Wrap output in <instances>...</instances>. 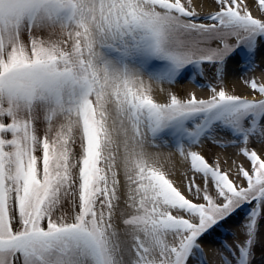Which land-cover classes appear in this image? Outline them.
<instances>
[{
  "label": "snow or ice",
  "instance_id": "1",
  "mask_svg": "<svg viewBox=\"0 0 264 264\" xmlns=\"http://www.w3.org/2000/svg\"><path fill=\"white\" fill-rule=\"evenodd\" d=\"M0 264H264V0H0Z\"/></svg>",
  "mask_w": 264,
  "mask_h": 264
},
{
  "label": "bare ground",
  "instance_id": "2",
  "mask_svg": "<svg viewBox=\"0 0 264 264\" xmlns=\"http://www.w3.org/2000/svg\"><path fill=\"white\" fill-rule=\"evenodd\" d=\"M189 87H191V86H189Z\"/></svg>",
  "mask_w": 264,
  "mask_h": 264
},
{
  "label": "rangeland",
  "instance_id": "3",
  "mask_svg": "<svg viewBox=\"0 0 264 264\" xmlns=\"http://www.w3.org/2000/svg\"><path fill=\"white\" fill-rule=\"evenodd\" d=\"M199 91V90H198Z\"/></svg>",
  "mask_w": 264,
  "mask_h": 264
}]
</instances>
